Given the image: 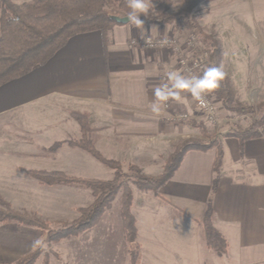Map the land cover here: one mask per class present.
Segmentation results:
<instances>
[{"label": "crops", "instance_id": "obj_1", "mask_svg": "<svg viewBox=\"0 0 264 264\" xmlns=\"http://www.w3.org/2000/svg\"><path fill=\"white\" fill-rule=\"evenodd\" d=\"M143 28L131 23L114 25L106 54L99 31L76 34L46 63L0 85V132L5 127L16 129L23 145H30L23 151L26 159L39 157L43 147L80 136L79 124L70 114L79 111L87 114L96 147L106 158L134 163L146 174L158 173L179 141L190 136L205 140L187 121L204 120L194 98L187 90L171 86L170 73L184 76L174 54L166 48L128 46L133 37L164 36L171 32L170 26ZM163 86L169 92L170 108L155 96V89ZM177 91L179 95L172 96ZM157 103L160 110L154 112ZM179 112L188 118L174 119ZM220 142L223 163L212 201V221L228 242L227 252L217 254L207 247L201 224L216 149L189 150L157 194L144 190L145 194L139 191V198H133L137 240L141 239L138 246L151 251L153 264H258L256 251L264 249V128L260 137L244 142L242 154L236 138L220 137ZM226 145L233 164L225 161ZM65 147L57 149L56 157L63 159ZM5 152L9 150L0 148V155ZM241 164L254 169L238 177L232 170ZM154 197L162 203L158 212L147 203ZM136 203L141 207L137 213L133 210ZM165 214L172 219L160 226L157 220L167 218Z\"/></svg>", "mask_w": 264, "mask_h": 264}, {"label": "trees", "instance_id": "obj_2", "mask_svg": "<svg viewBox=\"0 0 264 264\" xmlns=\"http://www.w3.org/2000/svg\"><path fill=\"white\" fill-rule=\"evenodd\" d=\"M205 0H152L151 11L148 17L141 14L143 26L161 24L174 26L177 33H168L181 37L187 31L198 33L194 9ZM183 3V8L174 12V4ZM123 15L129 11L128 0H0V85L19 78L37 65L46 63L67 41L74 35L90 31H99L105 54L110 40L111 29L119 23L111 15ZM127 23H131L130 21ZM132 24V23H131ZM177 34V35H176ZM150 36V35H149ZM207 43L196 46L193 54L202 56L207 69L217 67L221 58V49L215 39L206 36ZM160 38V37H159ZM206 52L207 56L203 54ZM216 100L228 111H237L256 115L252 124L245 128L227 130L220 137H234L238 140L240 154L246 140L260 137L264 128V102L256 106L244 105L236 99L235 93L227 76L219 81V86L210 92ZM71 116L78 122L80 136L68 140L55 141L47 148V153L56 152L63 144L80 148L88 152L101 164L112 170L109 179L93 178L81 175L68 174L61 170L24 169V173L37 179L42 184H71L84 185L90 188L93 201L87 206L78 207L79 215L70 222H62L60 227L49 231L46 241L59 240L77 236L94 226L103 213L110 207L113 199L121 193L120 216L124 238L129 244L130 264H136L137 253L131 248L138 236L136 218L132 212L133 192L131 184L141 190L151 191L154 194L171 178L178 168L184 154L189 150L216 149L213 164V178L210 194L206 201L201 224L204 240L208 248L217 254L226 253L228 242L214 227L213 196L218 189L223 163V148L220 138L209 137L205 126L188 119L187 121L199 129L206 139L187 137L181 140L168 155L162 165L161 171L156 175L143 173L134 163H123L116 159L106 158L96 147L94 129L88 124V116L79 111H72ZM17 223L47 228L48 223L40 220L34 214L14 209L9 202L0 196V224ZM134 249V250H133ZM40 248H36L20 256L13 262H0V264H35L41 255ZM41 264H49L45 255Z\"/></svg>", "mask_w": 264, "mask_h": 264}, {"label": "rangeland", "instance_id": "obj_3", "mask_svg": "<svg viewBox=\"0 0 264 264\" xmlns=\"http://www.w3.org/2000/svg\"><path fill=\"white\" fill-rule=\"evenodd\" d=\"M183 6V3L174 4L172 10L178 12ZM115 11L120 16L123 15L118 9ZM193 12H195L198 33L187 31L186 35L184 33L179 37L180 41H184L187 35L193 37L195 46L189 51L188 56L193 55L201 40L203 43L210 41L208 39L204 42L205 35L215 39L221 49L218 68L228 77L236 99L244 105H251L257 109L256 106L264 102V0H205ZM170 28L171 32L177 33L174 26ZM167 36L169 34L161 38ZM213 100L219 121L213 122L205 116H203L205 121H198L205 126L209 137L220 138V135L227 130L245 128L254 122L255 114L252 116L249 113L228 111L219 100L215 98ZM2 130L0 148H7L9 152L0 155V196L14 209L34 214L40 220L47 222L48 227L36 228L17 223L0 224V262H13L20 256L40 248L41 255L35 264H41L45 255L49 264H130L131 249L129 250V244L124 238L120 216L121 193L115 196L110 207L94 226L77 236L47 242L48 232L60 227L62 222L74 220L79 215L78 207L90 204L93 195L87 186L42 184L23 171L29 168L61 170L72 175L109 179L112 177V170L88 152L76 147L69 148L67 145L63 159L59 158L60 156L56 157V152L47 153L44 150L38 152L39 157L26 159L27 156L23 151L29 149L30 145H23L25 142L17 136L16 129L5 127ZM32 148L34 151L37 150L33 145ZM17 150L18 152L13 153ZM231 154L229 146L226 145L227 163L233 162ZM253 169L252 165L241 164V168L233 169L232 173L238 177H245ZM131 188L135 199L139 198V191H144L132 184ZM147 203L154 206L152 211H160L158 207L162 205L160 199L154 197ZM137 205L136 203L133 208L136 213L141 208ZM168 211L172 213L173 209ZM165 215L167 218L160 216L161 220H157L159 225L166 219H172L169 214ZM140 225L142 226L141 223ZM37 240L43 241V244L37 245L35 243ZM140 241V237L139 240L136 238L131 246L137 253L136 264H153L151 251L141 250L138 246ZM255 255L256 262L264 264V249L256 251ZM220 262L222 263V260Z\"/></svg>", "mask_w": 264, "mask_h": 264}, {"label": "clouds", "instance_id": "obj_4", "mask_svg": "<svg viewBox=\"0 0 264 264\" xmlns=\"http://www.w3.org/2000/svg\"><path fill=\"white\" fill-rule=\"evenodd\" d=\"M150 4L153 7L152 0H128L129 11L125 16L127 22L130 21L137 29H144V21L140 18V16L141 14L145 17L149 16L151 11ZM145 43L149 47L152 46L150 40H145ZM166 44L167 41H161V47ZM223 76L224 72L220 68L211 67L208 68L202 75L193 78H185L178 73H170L169 79L172 81L171 86L173 89L187 90L191 96L201 104V107L207 108L208 105L204 97L207 93L219 86V81L223 78ZM177 95H179V91L172 93V96ZM155 96L158 101H167L170 97L169 92L161 88L155 89ZM152 110L154 112H159V104H154ZM35 243L37 245H42L43 241L37 240Z\"/></svg>", "mask_w": 264, "mask_h": 264}, {"label": "built area", "instance_id": "obj_5", "mask_svg": "<svg viewBox=\"0 0 264 264\" xmlns=\"http://www.w3.org/2000/svg\"><path fill=\"white\" fill-rule=\"evenodd\" d=\"M184 41H180L178 36L175 35H169L165 38H159V37H152L149 35H146L144 37H133L129 40L128 46L129 47H135V46H141L148 50H154V49H162L166 48L170 50L172 54L176 57V62L179 68L181 69V72L185 76V78H193L199 75H202L206 70L207 66L205 62L202 61V56L198 57L193 55H189L188 53L191 49L194 48L195 42L193 40L192 36H188L184 38ZM145 40H150L152 43V46L149 47ZM161 41H167V44L161 47ZM204 57L207 56L206 52L203 54ZM163 89L166 90V87L163 86ZM205 101L207 102L208 107L204 108L201 107V104L194 99L196 106L201 110V113L206 118L212 120L213 122L219 121L216 117V111L214 107V100L212 98L211 93H207L204 97ZM163 105L166 108L171 107V100L170 97L167 101H163ZM188 118V114L185 112H179L174 115V119L176 120H185Z\"/></svg>", "mask_w": 264, "mask_h": 264}, {"label": "water", "instance_id": "obj_6", "mask_svg": "<svg viewBox=\"0 0 264 264\" xmlns=\"http://www.w3.org/2000/svg\"><path fill=\"white\" fill-rule=\"evenodd\" d=\"M111 18L119 23H127V19L125 16L111 15Z\"/></svg>", "mask_w": 264, "mask_h": 264}]
</instances>
